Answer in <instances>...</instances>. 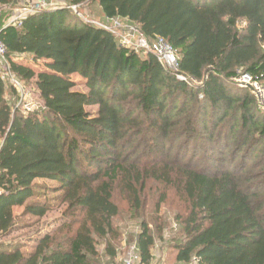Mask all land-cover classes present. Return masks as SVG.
Segmentation results:
<instances>
[{
    "label": "trees",
    "instance_id": "16d2710c",
    "mask_svg": "<svg viewBox=\"0 0 264 264\" xmlns=\"http://www.w3.org/2000/svg\"><path fill=\"white\" fill-rule=\"evenodd\" d=\"M67 1H96L105 19L127 20L148 42L162 38L189 82L65 8L6 27L1 15L10 71L38 91L41 106L23 114L0 80V264H96L100 242L114 259L113 192L139 212L150 184L162 191L158 205L173 189L186 207L176 216V262L264 264V112L232 82L240 71L264 85V0ZM25 55L48 71L18 64ZM75 74L86 93L72 90ZM52 202L64 206L53 232L27 249L3 241ZM154 243L142 221L139 264L151 262Z\"/></svg>",
    "mask_w": 264,
    "mask_h": 264
},
{
    "label": "rangeland",
    "instance_id": "374dc122",
    "mask_svg": "<svg viewBox=\"0 0 264 264\" xmlns=\"http://www.w3.org/2000/svg\"><path fill=\"white\" fill-rule=\"evenodd\" d=\"M33 1L38 2L41 5L40 11L50 8H65L69 10L71 16H73L77 20L111 33L120 41L121 45L122 43H125V40H128L130 42L128 44L130 46V49H133L135 45L139 44L140 40H145V38L138 33L136 27L130 24L127 20L105 19L101 14L100 8L97 5L96 1H93V3H85L78 6L69 5L67 0ZM30 2L31 0H24L19 1V3H13L8 6L2 7L0 10V17L2 15L3 23L5 24L4 26H9L8 22L13 21L14 18H18L24 10L23 8L28 6ZM11 25H15V20L11 22ZM128 34L130 36L129 38L126 37ZM141 52L144 54L148 53L146 51ZM18 59L19 60L16 61L18 64L31 68L36 74L39 72L48 71L46 69L45 61L33 62L31 61L29 56L26 55L20 56L18 57ZM69 79L70 81H72V83H74V87L72 89L73 91L79 93L87 92V89L85 87V80L82 77L75 74L70 76ZM236 86L239 88L238 85ZM24 87L29 93L30 97L36 100L39 105H41V101L38 98V91L33 86L26 87L24 84ZM240 89L248 90L249 93L254 97V89ZM9 98L11 99L10 96ZM86 109L87 111L93 113L97 108L91 107ZM260 110L264 111L263 108H260ZM37 183L44 184L47 187H57L56 183L50 181H37ZM161 194L162 191H160L156 185H148L147 189L144 192L145 200L142 210L139 212H134L127 206L128 204L127 202H125L124 194H122L119 190H115L113 192V201L120 210L119 216L114 220V226L116 227L119 236L115 245L116 257L114 259H111L108 256H105V245L104 243L100 242L97 245L99 258L97 259L96 264H122L123 260L130 252V250L132 252L136 251V236L140 231V223L142 221H145L149 230L155 237V243L152 249L153 259L149 264H196L194 261H191L189 263H178L175 261L176 250L173 248V238L177 237V232L179 230V222L178 219H176V216L179 214H184L186 207L180 199V196H178L176 194V191H174L173 189L166 190L164 202L158 205V199ZM52 204H54L55 206L47 213V215L38 220L33 217L24 218L21 221L22 225L20 224V228H18L17 231H14L10 236L6 237L3 241L6 243L20 242L23 243L24 247L27 249L29 247H33V245L35 244L32 240L29 239H34L36 234L43 235L53 232V230L57 227L58 218L60 217L61 210L64 209V206H61L59 203L55 204V202H52ZM156 207H158L157 212ZM21 211L22 208H18L14 209L13 213L15 215H18L21 213ZM28 224H32V226L29 227ZM75 228L76 226H72L71 232H73ZM159 228L162 231V239H156V231ZM137 263L139 264V261Z\"/></svg>",
    "mask_w": 264,
    "mask_h": 264
},
{
    "label": "built area",
    "instance_id": "2783aa9c",
    "mask_svg": "<svg viewBox=\"0 0 264 264\" xmlns=\"http://www.w3.org/2000/svg\"><path fill=\"white\" fill-rule=\"evenodd\" d=\"M24 10L18 18H14L15 25H19L26 17L29 15L36 14L40 11L41 5L38 2L31 0L28 6L23 8ZM11 21V22H13ZM11 22H8V25H11ZM130 34V33H129ZM129 34L126 36L129 38ZM130 42L125 40V43H122L123 46L130 48L128 45ZM264 48V47H263ZM133 50L136 51H146L148 53H153L157 58L158 62L167 70L175 74L176 80L184 83H188L184 75H181L178 72L179 65L176 52L169 46L162 38H156L152 42H147L145 40H140L139 44L133 47ZM0 80L5 83V85L14 89V100L15 108L19 109L23 114H28L38 109L41 105L30 97L29 93L26 91L24 84L17 79V77L10 71L9 61L6 57L5 47L0 41ZM232 82L239 86V88H247L249 90L254 89V97L260 108L264 109V85L258 82L257 77H253L248 73L237 72V75L232 79ZM136 250V246H135ZM139 261L136 251H131L127 254L122 264H138Z\"/></svg>",
    "mask_w": 264,
    "mask_h": 264
},
{
    "label": "water",
    "instance_id": "95a60500",
    "mask_svg": "<svg viewBox=\"0 0 264 264\" xmlns=\"http://www.w3.org/2000/svg\"><path fill=\"white\" fill-rule=\"evenodd\" d=\"M2 7H0V10H1Z\"/></svg>",
    "mask_w": 264,
    "mask_h": 264
}]
</instances>
